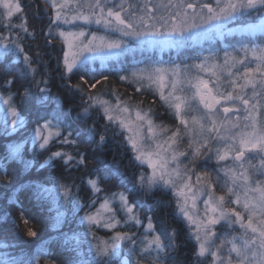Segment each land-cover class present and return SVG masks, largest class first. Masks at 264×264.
<instances>
[{"label":"snow or ice","instance_id":"snow-or-ice-1","mask_svg":"<svg viewBox=\"0 0 264 264\" xmlns=\"http://www.w3.org/2000/svg\"><path fill=\"white\" fill-rule=\"evenodd\" d=\"M45 2L55 10L54 17L49 20L50 28L47 37L52 41L57 36L62 37L67 44L68 51L64 53L63 63L68 73H73L83 53H104L109 56H119L129 50L128 44L132 38L149 37L142 43L153 47L161 45L180 47L188 45L190 41L209 36L223 37L237 31L242 34L241 40L238 41L240 47L232 46L231 52L225 51L223 65L219 63L212 65L213 67L227 66L226 79L229 81L231 91H221L216 83H213V87L210 88L209 81L199 76L195 77L196 83L194 84L191 79L188 80V83L196 89L194 95L203 105L204 114L199 119L192 118L193 123L199 124V130L189 139L186 151H179L174 147L182 141L183 135L190 131L188 120L181 112L184 98L175 95L177 91L183 90L180 87L181 82L178 79L170 80L171 91L167 96L164 92L165 76L171 74L172 77H178L181 69L179 66L167 69L153 65L149 79L158 85L161 100L174 108L175 115L180 124L184 126L183 130L177 128L170 137L163 141L169 148H173L170 159L163 158L157 152L156 155L160 159V164L157 166L151 160H145L142 155L137 154L130 158V163L133 167H142L147 163L153 169L151 175L140 174L137 176L136 173H133L131 177H128L120 171L119 165L105 164L103 169L99 170L101 175L88 183L98 194L101 191L98 184L110 179L109 172L121 177L119 186L123 187L125 192L111 193L109 191L108 196L104 198L105 202L102 207L107 208L109 200L117 201L118 211L127 217L126 224L129 227L137 225L143 227L139 211L145 208L144 202L130 199L129 194L143 192L148 195L152 188L161 186L168 190H174L176 207L173 208L172 215L178 219L186 220L189 228L188 238L195 242L190 264H264V47L256 44L252 39L258 32L264 34V0H168L166 5L153 4L152 0H142V3L135 5L126 4V0H45ZM161 7L166 15L159 14ZM0 10H2L0 11V26H6V31L9 33L15 32L14 39L0 33V57L6 55L8 51L14 50L17 58L24 65L20 75H13L10 80H3L4 76L10 74L7 68L0 71V80H3V83H0V88H6L10 93L11 86L16 84L19 79L24 81L21 86L29 95L33 94L32 89L34 88L36 93L43 96V101L38 100V103L49 101L56 104V108L50 114L51 120L48 119L46 113L37 114L35 122L38 123L40 120L46 122L38 124V127L33 129L28 137L32 144H38L40 149L48 152L50 151L48 145L52 140L51 129L54 127L51 121H56L57 125H64L66 130L71 126L68 122L71 109L69 112L62 110L61 101L58 97L50 95L46 81H37L34 77L31 80L28 79L29 73L36 72V69L32 67L35 61L22 46L23 39L20 31L28 33V28L23 23L12 24L13 16L22 12L21 4L14 3L13 0H0ZM79 22H83V24ZM62 25L69 26V30L60 31ZM93 25L103 29L105 34L98 35L96 32L85 30L86 26ZM231 25H235V27H231ZM53 27L57 31L54 32ZM18 29L20 31H17ZM185 33H190V35L186 36ZM152 37H164V39H152ZM177 37L183 39H177ZM261 39H264V36ZM241 53L243 56L240 55ZM218 60L219 58L210 52L209 57L204 58L200 64L185 66L183 71L185 74L192 68L203 71L209 66V61ZM15 62L13 61V63ZM253 64L255 67L252 66ZM232 68H235L236 71L232 72ZM241 68H243V72L240 71ZM77 71H82L95 79V75L88 73L83 67ZM132 75L138 74L134 72ZM212 75L215 76L216 73L213 72ZM237 77L243 83H239ZM120 78L123 80L127 77L121 76ZM61 79L65 82L71 96L80 94L81 100H85V90L82 87L78 85L74 88L69 87L63 74ZM41 84H44V87H40ZM201 89L206 91L202 93ZM214 89L215 94H213ZM246 89H250L251 94L245 91ZM15 98L10 94L8 100L0 99V103L8 105L12 117L11 120L7 119L9 113L6 109L3 124L5 135L9 134V125H11V131H16L18 113L13 104ZM86 100L83 112H77L76 119L86 116L92 108L96 109L98 115L101 107L104 108V115L109 121V125L105 126L106 129L114 119H117V117L109 115L110 109L105 106L106 102L91 95H88ZM122 111L127 112L128 108L124 107ZM136 116L139 120L144 119L139 112L136 113ZM233 117L236 118L235 121H233ZM120 123L121 126H124L123 121ZM73 132L79 135L78 129H73ZM73 132L64 136L62 132L57 131L55 136L62 137V143L70 144L74 143L71 140ZM152 132L153 127L149 121L148 133L152 134ZM97 135L99 133L93 126L88 130L87 142L101 147L107 142L106 137L99 135L98 142ZM25 142L27 143V141ZM128 143L131 144V150L134 153H140L141 149L133 137H129ZM156 147L159 149L161 145L158 143ZM20 148L21 145H14L13 153H18ZM124 149L128 150L126 145H124ZM253 153L259 158L258 166L251 165L246 156V154ZM77 155L80 157L79 159L57 151L48 156V161L59 158L65 167H79L85 163L86 157L79 151ZM181 157L193 166L198 160L207 165L215 158L216 165L210 171H205L202 174L195 173L187 165L181 171L180 166L183 164ZM229 161L231 163H228ZM246 162L252 167L253 173H259V179H254L253 175L249 174L248 169L244 167ZM40 167L43 168L44 165H40ZM236 168L243 169V171L238 172L234 170ZM222 171L224 176L221 178L223 182L220 186L235 199L229 198L228 201H225L224 196L217 199L212 190V175L215 174L219 177ZM173 172L175 178H173ZM193 175H195L194 183L191 182ZM201 175L208 181L207 184L201 183ZM129 182L131 187H128ZM35 188V196L38 200L42 199L43 192L49 191L38 183ZM194 188L195 191H193ZM188 193H191L190 197ZM201 197L204 198L202 210L196 208V203ZM189 199H191V205L188 203ZM171 204L172 201H169V206ZM226 204L238 205L243 212L237 211L236 208H228ZM83 207L91 206L86 204L81 206V208ZM115 215L116 213H112L109 219L102 222L98 214L89 212L81 219V223L87 221L89 232L97 226L114 228L118 223L115 220ZM146 219L147 230L140 236L135 233L129 236L117 232L110 243L102 242L101 246L98 242L92 259L82 261L81 264H114V259L121 256L122 242H126L125 247H127V258L123 264H133L132 256L134 255L139 258L136 264H140V261L148 257L153 258V264H167L168 260L174 259L168 253L175 247L176 234L169 232L163 221H159L160 227L157 229L154 227L151 217H146ZM24 222L28 223V220ZM218 225L219 229H217ZM236 225H239V229L243 231L239 237L233 236L229 240L224 229L232 228L233 231H236ZM154 232L159 234L152 236ZM36 234V231L32 229L27 231L29 237H34ZM92 234L95 239L94 232ZM64 235L65 242H68L69 238L66 234ZM87 235L88 232L84 233L85 237ZM149 237L152 238L149 239ZM80 242L77 240V244ZM88 243L91 244V241ZM140 244L145 247L138 251ZM228 244H231V247H227ZM0 264H5V261H0ZM19 264H34V262L32 259H25L21 260Z\"/></svg>","mask_w":264,"mask_h":264},{"label":"trees","instance_id":"trees-1","mask_svg":"<svg viewBox=\"0 0 264 264\" xmlns=\"http://www.w3.org/2000/svg\"><path fill=\"white\" fill-rule=\"evenodd\" d=\"M26 2L27 3L23 6L21 19H19V16H16L12 19V23L14 25L23 23L28 28V33H24L19 29L17 30L20 31V35L23 39L22 46L24 48L27 45L26 41L28 42L32 39L34 40L31 42L37 41L36 44H38L36 48L33 47V51L26 50L25 48L28 55L35 61L32 67L36 69L35 73L28 74V79L31 80L34 77L37 81H46L50 89V95L58 97L61 101L60 107L62 110L64 112H69V109H71L68 116V122L71 126L65 130L64 125H57L56 121L52 120L51 122L54 127L51 129V132L55 135L57 131H60L64 136H67L69 132H73V129H78L79 135L73 132L71 140L74 141V143L70 144H64L61 142L62 137L57 138L54 136L48 145L50 151L45 152L38 147V144H32L31 141L28 140V137L31 135V131L38 127V124L46 122L45 120H40L38 123L35 122L37 114L46 113L48 114V119L51 120L50 114L56 108V104L49 101L38 103V100L43 101V96L36 93L34 88L32 89L33 94L29 95L25 91V88L21 86L24 81L19 79H17L16 84L11 86L10 93L6 88H0L1 97L7 98L10 94L16 97L13 104L18 113L17 132L9 134L7 140L9 142L14 140V145L19 144L21 145V148H23V151L20 153L23 156L22 160H19L18 158L16 160H5L0 158V190L11 192L13 201L9 202L5 198H1L0 217L11 216L15 214L17 210H20L29 214L35 222L37 215L36 212H32V209H37L38 207H44L49 212L58 215L61 219V223L52 228L54 236L60 245H66L71 248V252L74 255L73 264H81L77 261L74 245L78 240L77 233H82L84 243L87 248H91L94 253L95 246L98 242L102 246V242H109L110 235L115 236L117 232H120L122 235L126 234L131 236L135 233L137 236H140L142 232L147 230L146 217H151L155 228L159 229V221H163L164 226L167 227L169 232H175L176 234V239L174 241L175 247L168 253L174 259L168 260L167 264H190L193 255L194 241L188 238L189 229L187 228L186 223L172 215V210L176 207L175 196L168 191L162 192L155 190L151 191L148 195H145L143 192L129 194L130 199L140 200L145 204V208L139 211V218L143 222V227H129L128 224H126L125 226H120L115 231H107L97 226L89 232V226L81 223V219L86 216V214L89 212L95 214L97 212L98 208L104 204V198L108 196L109 191L111 193L125 192V189L119 186L121 177L118 174L114 175L110 172V179H107L103 183H99L98 187L101 191L98 194L95 193V190L91 187L88 181L96 180V175H101L99 170L103 169L105 164L110 166L118 164L120 171L128 177H131L133 173H136L138 176L141 167H133L130 163L132 155L127 144V134L124 131H120L119 126L112 122L106 129L105 126L109 125V121L101 111H99V114L97 115L96 109L92 108L86 116H82L80 119H76V116L77 112H83V108L87 103L86 97L88 93L92 92L91 95L94 94V97L97 98L99 94L104 93L105 90L109 88L116 91L127 103L134 107L147 108L146 105H148L153 108L159 115L162 124H166L169 127L168 124L172 121L165 115H169L170 109L161 100L160 96H158L154 90L141 87L139 83H135L128 78L122 80L120 77L123 72L119 73L118 71L121 70L122 67L129 68L132 65L136 69L143 67L146 68L156 60L172 66L193 65L195 63H201L204 58L209 57L210 52L215 57H218L219 60L209 62H220L224 57L225 51L231 52L232 46L237 48L240 47L238 41L241 40L242 36L233 35L224 38L214 37L212 41L204 42L202 47L186 48L182 52H172L170 54H164L163 56L150 54L135 58H125L115 61L110 60L106 67H102L99 64H96L93 67H90L89 65L81 66L85 68L88 73L95 75V79H93L90 75H87L82 71H77V69H80L81 67L74 70L71 74L67 73L63 63L64 53L66 52L64 43L58 37L54 41L47 37L50 28L49 16L53 15L52 8L43 0H26ZM0 33H3L5 36H11L13 39L15 38V32L9 33L6 31V27L0 26ZM97 33L100 32L97 31ZM33 34H35V36L40 35L39 37L42 40H45V47H42L41 39L37 37L32 38ZM262 36L264 35H257L254 40L256 44L264 47V39H261ZM48 43L53 45L52 49L46 47V44ZM240 55L243 56V53ZM13 61L16 62L13 63ZM56 62L61 65L59 68L55 66L57 64ZM252 66L255 67V64ZM5 68L9 70L10 74L4 76L3 80L12 79L13 75L19 76L21 69L24 68V65L20 62V59L17 58L14 50H10L6 55L0 57V71H3ZM235 71L236 69L233 72ZM240 71L243 72V68H241ZM62 74L64 77H66V75L68 76L69 80H66L72 84L73 88L78 85L85 90L84 101L81 100L80 94H76L75 96L69 94L66 86H64V83L59 79ZM236 79L239 83H243L238 77ZM3 80H0V83H3ZM224 83H226L225 85L228 91H231L232 89L229 87V81L226 80ZM40 87H44V84H41ZM32 99L36 100L29 103ZM31 109L32 112L29 111ZM1 124L2 122H0V125ZM93 126L96 128L99 135H105L106 137L107 142L101 147H97L96 144H89L87 142L88 130ZM99 135L96 137L98 142ZM25 141H27V143ZM124 145L127 146V151H125ZM42 151L48 153V156L59 151L61 153L72 155L76 159L80 158L77 155V152L79 151L86 157L84 164L91 167L94 171H85L84 164L79 167H65L63 161L59 158H56L51 164H44L42 160L40 162L37 159V156H39V153ZM250 161L251 165H259V160L257 158ZM40 165H44V167L41 168ZM215 165L216 160L214 159L211 168ZM211 168H204V170L210 171ZM250 171L253 173L252 167H250ZM20 172L30 173L28 181H36L41 184L43 188L49 190L48 192H43L42 199H39L37 204L33 203L31 207V203H25L26 196L21 199L22 190L16 189V185L19 183ZM253 174L257 176L258 179L260 178L258 172ZM214 175L215 174H213V176ZM65 180L72 184L74 189L73 192L69 193L66 191ZM102 184L104 186H102ZM131 186L132 185L129 182L128 187ZM53 190L63 194V196H56L52 192ZM94 201L95 203L93 204ZM169 201H172L171 206H169ZM86 204L91 207L81 208L82 205ZM86 232H88L87 237L84 236V233ZM93 232L95 234V239L93 238ZM64 234L69 238L68 242H65ZM105 234H108L107 238H105ZM158 234V232H154L152 233V236ZM73 237L75 238L73 239ZM141 239H143L142 236ZM88 241H91V244H89ZM45 243L46 240H42V245L38 248L45 246ZM29 247L33 248V245L30 242L22 249L19 242L15 243L13 237L2 234L0 228V261L4 260L5 264H19L21 260L29 258L17 256L18 254H30L35 252H24ZM144 247L145 245L140 244L138 251ZM48 251L49 247L46 248L47 254H49ZM37 252H40L42 257L34 262V264H50L46 261L42 250H38ZM126 252L122 251L121 254L126 255ZM119 258L114 259V264H120ZM138 259L137 256H132L133 264H136ZM140 264H153V258L148 257L140 261Z\"/></svg>","mask_w":264,"mask_h":264},{"label":"rangeland","instance_id":"rangeland-1","mask_svg":"<svg viewBox=\"0 0 264 264\" xmlns=\"http://www.w3.org/2000/svg\"><path fill=\"white\" fill-rule=\"evenodd\" d=\"M43 1H45V0H43ZM13 2L14 3L19 2L21 4V8L23 11V4H22L21 0H13ZM138 3H142V0H126V4L135 5ZM152 3L157 4V5H166L168 3V0H152ZM0 11H2V10H0ZM52 12H53V15L49 16L50 18L54 17V15H55V10H53ZM21 14H22V12L20 14L14 15L12 19H14L16 16H19V19H21ZM159 14L166 15L163 7L160 8ZM79 23L83 24V22H79ZM2 27H6V26H2ZM231 27H235V26L231 25ZM59 30L60 31H68L69 26L62 25V27ZM85 30L86 31H92V32L96 31V33L98 31V32H100V33H97L98 35H104L105 34L103 29H100L98 26H95V25L90 26V27L86 26ZM53 31L55 32L57 30L53 27ZM185 35L186 36L190 35V33H185ZM233 35L242 36V34L239 31H237V32L233 33L232 35L226 34L223 37L209 36V37L193 40V41H190L188 45L180 46V47L169 46V45H161V46H154L153 47V46H149L148 44L142 43L143 40L149 39V37H141L139 39L132 38L129 40V44H128L129 50L125 51L122 55H119V56H109V55H106L104 53H88V52L83 53V55L79 58L76 69L80 68L81 66H85V65H89L90 67H93L96 64H99L102 67H106L110 60L115 61V60L125 59V58H135V57H141L142 55H150V54H152V55L157 54L158 56H163L164 54H170L172 52H182L186 48L202 47L204 42H210V41H212V39L214 37L224 38V37H227V36L229 37V36H233ZM257 35H264V34H261L258 32V33H256L255 37H252V39H255L257 37ZM57 37L60 38L61 41L64 43L65 49L67 52L68 46L64 42V39L62 37H59V36H57ZM152 39L163 40L164 37H152ZM177 39H183V38L177 37ZM214 63H219L220 65H223V58L221 59L220 62H214ZM214 63L208 62L209 66L204 68L203 71L192 68L187 74H185L183 71L185 66H179V68L181 69V72H180V75L178 77H172L171 74H168L165 76L164 83L166 86L164 88V92H165L166 96L171 91L169 82L172 79H178L181 82L180 87L183 89L182 91H177L175 93V95H178V96H181L182 98H184V102L182 103L181 112H182V115L184 116V118H186L188 120V126H189L190 131L187 134H184L182 141L174 146L179 151H186L187 150L189 139H191L192 136L195 134V132L199 130V124L193 123L192 118L196 117L197 119H199L204 114L203 105H201L199 103V98L194 95L196 92V89L193 88L188 83V80L191 79L192 83L194 84V83H196L195 77L199 76L200 78L209 81V87L210 88L213 87V83H216L219 85V89L221 91H226V90L228 91V89L225 85L227 82L224 83L227 80L226 77L228 75V68H227V66L213 67L212 65ZM195 64H200V63H195ZM153 65H155L156 67H163V68H167V69H171V68L175 67L172 65L164 64L159 60H156V61H153L151 63V65L146 67V68L143 67L140 69H136L132 65L129 68L128 67H122V69L119 70L118 72L119 73L123 72L122 76L127 77L129 80H132L135 83H139V85L141 87H146V88L154 90L155 93L158 96H160L159 90H158V85L149 79V75L151 74V69H152ZM187 66H191V65H187ZM76 69H74V70H76ZM234 70H235V68L231 69L232 72ZM134 72H136L138 75H135V76L132 75V73H134ZM213 72L216 73L215 76L212 75ZM68 74H71V73H68ZM217 77H218V79H217ZM205 91L206 90L201 89L202 93H204ZM245 91H247V92H249V94H251L250 89H246ZM213 94H215V89L213 91ZM0 99L7 100L6 97H1V96H0ZM97 99L100 101L106 102L105 106L110 109L109 115H113V116L117 117V119H114L112 121V123L118 125L119 130L124 131L127 134V141L129 140V137H133L136 140L137 146L141 149L140 153H134L131 150V144L127 142L128 148L130 149L132 157H134L137 154H140V155H142V157L145 160H151L152 163L157 165V166H159V164H160V159L156 155L157 152H159L163 158L170 159V156L173 152V148H169L168 145H165L163 143V141L167 137H170L172 132L176 131L177 128H180L181 130H183L184 126L180 124L179 119L175 115L174 108L170 107L169 103H166L164 100H162L166 104V106L170 109L169 115L168 114L165 115L169 120L172 121L170 124H168L169 125V127H168L166 124H162L156 110L149 107L148 105H146L147 108L134 107V106L130 105L129 103H127L114 90L106 89L104 93H101L97 96ZM143 105H145V104H143ZM124 107L128 108L127 112L122 111V109ZM6 109H8V105L5 103H0V122H4V120H5V110ZM10 111L11 110L8 109V113H9L7 116L8 120L12 119V117L10 115ZM100 111H102V113L104 114V108L103 107L100 108ZM137 112H139L141 114V116L144 117L143 120L137 119V116H136ZM232 119H233V121H235L236 118L233 117ZM121 121L124 122V126H121V123H120ZM149 121H151V124L153 127L152 134L148 133ZM54 136H55L54 133H52V139L54 138ZM158 143L161 145V148H159V149L156 147V145ZM165 149H167V151H165ZM246 156H247L248 160H252V159H256V158L259 160V158L256 157L254 153L253 154H246ZM214 159L209 161L207 165H205L203 163V161L198 160L196 162V165L193 166V165H189L188 161L184 160L183 157H181V160H183V164H181L180 170L183 171L185 165H187L189 168H192L195 173L202 174L205 171L204 168H208V169L211 168ZM136 163L138 164L139 162H136ZM228 163H231V161H229ZM259 163H260V161H259ZM244 167L248 169L249 174L253 175L254 179H258V177L255 176L250 171V166L247 162L245 163ZM234 170H236L238 172L243 171V169H238V168H236ZM169 171H170V169H169ZM152 172H153L152 167H149L148 164L145 163L141 167V171L139 172L138 175H140V174L151 175ZM172 175H173V178H175L174 172L172 173ZM214 176L212 175V190L214 191L217 199L220 196H224L225 201H228L229 198L235 199V197L231 196V194L228 193L226 189H223L220 186L223 182L222 179H220L224 176L223 171L220 172V174H219L220 178L217 176H215L216 177L215 178ZM191 182L192 183L195 182V175H193ZM201 183L202 184L208 183V181L205 180L202 175H201ZM253 186H255V185H253ZM155 190H159L162 192L168 191L173 196H175L174 190H168L162 186L161 187H154V188H152L151 191H155ZM193 191H195V188L193 189ZM117 193H120V192H117ZM188 195L190 197L191 193H188ZM174 199H175V197H174ZM203 199L204 198L201 197L200 200L197 201V203H196L197 209H201V210L203 209V204H202ZM188 203H189V205H191V203H192L191 199H189ZM230 205H232V206H230ZM226 207L236 208L237 211L243 212L242 208H240V206L235 205V204H226ZM112 213H116L115 220L118 221V223L116 224V226L114 228H105L106 230L115 231L120 226L126 225L127 217L124 215V213L118 211V202L117 201L109 200L108 207L107 208L101 207L100 210L96 214L99 215V219L103 222L104 220L109 219ZM245 216H246V214H245ZM180 221L186 223V225H187L186 220L180 219ZM137 227H140V226L137 225ZM187 228H188V226H187ZM217 229H219V225L217 226ZM193 231H194V226H193ZM242 231H243L242 229H239V225H236V231H233L232 228H225L224 229V232L228 234L229 240H231V238L233 236L239 237L241 235ZM149 239H151V238H149ZM226 246L231 247V244H228Z\"/></svg>","mask_w":264,"mask_h":264},{"label":"bare ground","instance_id":"bare-ground-1","mask_svg":"<svg viewBox=\"0 0 264 264\" xmlns=\"http://www.w3.org/2000/svg\"><path fill=\"white\" fill-rule=\"evenodd\" d=\"M21 1H22L23 6L27 3L26 0H21ZM39 36L38 35L35 36V34H33L32 38L37 37V38L41 39ZM32 40H34V39H32ZM32 40H30L28 42L26 41V43H27V45L25 46L26 50L33 51V47L36 48L38 46V44H36L37 41L31 42ZM41 45H42V47H45V40L41 39ZM46 47L52 49L53 45L51 43H48V44H46ZM55 66L57 68H59V66H61V65L59 63H57ZM65 78L67 80H69L67 75ZM59 79L62 81V79L60 77H59ZM62 82L64 83L63 85L65 86V82L64 81H62ZM67 84L69 87H72V84L70 82L67 81ZM87 92H90V91H87ZM91 93L92 92L88 93L87 96L91 95ZM91 96H94V94H92ZM8 98L9 97H7V100H8ZM34 100H36V99H32L29 103H32ZM29 111L32 112V109ZM3 124H4V122H2V124L0 125V158L5 159V160H16L18 158L19 160H22L23 156L20 153L23 151V148H20L18 153H13L12 148L14 147V143H13L14 140L10 141V142L7 140L8 135L16 133L17 129H16V131H11V125H9V134L5 135L3 133ZM48 155H49L48 153H45L42 151L41 153H39V156H37V159L40 162L42 160V162L44 164L46 163V161L48 164H51L56 159H54L52 161H48ZM114 165H118V164H114ZM114 165H111V166H114ZM84 170L85 171H94V170H92L91 167H88L85 164H84ZM29 174L30 173L20 172L19 183L16 185V189L22 190L21 191V199H22V197L26 196L25 203H27V202L31 203V205H30V207H31L33 205V203L37 204V202H38V199L35 196V192H36L35 185L38 182L28 181ZM108 175L110 176V172L108 173ZM97 177H99V176L96 175V179H97ZM64 183H65L66 191L69 193L73 192L74 189H73L72 184L66 180L64 181ZM102 186H104V185L102 184ZM52 192L56 196H63V194H60L55 190H53ZM1 198H5L9 202H13L11 192H9V191L0 190V200H1ZM102 205L98 209H100L102 207ZM23 206H24V204H23ZM32 212H36V215H37L35 222L32 219V217L29 216V214H27L26 212H22L20 210H17L15 212V214H13L11 216L0 217V228H1L2 234L13 237L14 242L15 243L19 242L20 245L22 246V249L25 248L29 242L33 245V248L29 247L24 252H29V251H35V252H32L30 254L20 253L17 256L28 257L29 259H32L33 262H36L42 257V254L40 252H37V251L42 250L46 261L49 262L50 264H58V263L73 264L74 255L71 252V248L67 247L66 245H60L54 236V231L52 228L55 227L57 224L61 223V219L59 218V216L52 213V212H49L44 207H38L37 209L33 208ZM25 220H28V223H25L24 222ZM83 223L85 225H88L86 220ZM100 228L105 229L104 227H100ZM29 229L36 231V233H37L36 236H34V237L27 236V231ZM104 236H105V238H107L108 234H105ZM113 236L110 235L109 242H111V239ZM77 237H78V240L81 241L79 244H77V242H75V244H74L77 261H79L80 263L82 261H90L91 255L93 254V250L91 248H87L86 244L84 243L82 233H77ZM44 239L46 240L45 246L38 248L39 246L42 245V240H44ZM47 247H49V251H48L49 254L46 253ZM121 248H122L123 252H126L127 247H125V242H123L121 244Z\"/></svg>","mask_w":264,"mask_h":264},{"label":"water","instance_id":"water-1","mask_svg":"<svg viewBox=\"0 0 264 264\" xmlns=\"http://www.w3.org/2000/svg\"><path fill=\"white\" fill-rule=\"evenodd\" d=\"M126 256H123V258L121 259V264H123V262L126 260Z\"/></svg>","mask_w":264,"mask_h":264}]
</instances>
